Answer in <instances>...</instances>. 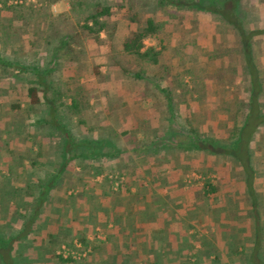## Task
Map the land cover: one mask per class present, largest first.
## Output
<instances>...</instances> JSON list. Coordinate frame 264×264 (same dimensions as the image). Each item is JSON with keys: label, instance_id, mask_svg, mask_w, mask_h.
Masks as SVG:
<instances>
[{"label": "trees", "instance_id": "1", "mask_svg": "<svg viewBox=\"0 0 264 264\" xmlns=\"http://www.w3.org/2000/svg\"><path fill=\"white\" fill-rule=\"evenodd\" d=\"M9 1L0 0V12L11 11V19L16 25L25 27L24 34H28L30 40L25 38L23 43L18 42L16 50L4 56L5 59L0 57V68L11 69V73L19 74L16 77L25 80L26 87L23 85L18 87V90L25 89L22 93L24 98L29 100L27 112L33 113L48 108L44 120L39 119L44 117L43 115L37 119L30 116L29 119H34L32 127L41 126V129L47 131L49 141L47 144L38 142L32 132L26 138L27 143L32 144L30 151L26 152L31 155L32 166H36L38 159L44 157L42 165L53 160V167L57 169L55 173H49L47 179L38 181L33 190L29 187L27 196L32 203L24 205L22 211L17 209L14 212L13 205L8 201V196L16 195L14 189V195L4 194L8 198L0 199V205L5 204V215H0L3 220L0 222V264L36 262L35 258L26 257L15 249L17 243H24L26 240L24 241V234L10 235L11 219L14 220L21 214V217H24V231L31 233L37 224L45 220L48 213L61 216L66 208L64 201L69 202L70 196L75 194L77 189H80L78 195L84 202L81 210L90 211V216L86 218L87 226L78 228L77 238L66 239L67 236L64 235L57 236L60 239L56 240L63 241L71 247L70 249L75 247L73 243L77 240L83 248L91 250V256H99V261L95 264H129L124 254L130 257V254L137 250L136 240L129 241L130 234L135 231V224H151L161 215L146 210V206L141 204L145 202L151 188H142L146 179L141 178L139 174V163L148 166L145 172L150 175L149 170L152 168L160 169L164 164L173 165L165 155L171 149L184 152L202 151L212 155L229 154L236 159L243 158L245 153L252 154L248 144L257 128L264 127V62L258 59L259 54L256 51L257 45L264 46V29L251 31L248 28L250 15L242 8V0H156V7L154 6V10L145 18L136 13L131 0H119V6L114 4L116 0H69L70 9L63 14H55L51 10L52 5L60 0H39L37 4L15 0L11 5ZM189 11L210 14L213 18L221 20L220 25L226 24L236 31L237 40L243 50L242 53H233L234 56L229 57L231 61L227 69L224 59L218 57L219 54L214 56L217 52L196 48L200 51L192 57H185L186 49L193 47L194 43L188 42L194 37L197 25V21H186ZM172 21L176 22L170 24ZM123 23L127 24V32L124 34L121 32ZM79 39L107 47L108 57L104 64L107 71L112 73L115 70L114 72H119L122 78L127 77L139 83L138 90H130L135 89L133 92L141 96L143 102L151 98L150 101L154 105H164L163 111L157 116L151 115V118L143 119L131 131H120L114 127L113 121L118 117L114 114L110 116V125L100 127L90 124L88 111L91 108V96L84 93V85H81L80 91L76 90L73 94V89L68 83L60 81L64 68L73 65L74 77L79 83L82 70L87 64L82 58L83 42ZM146 40H153L155 44L146 46ZM74 42H77L79 47H76ZM217 49L216 47L214 50ZM260 51L263 52V49ZM235 57H240L242 63L243 87L236 84L240 72L231 64L237 62ZM100 68L101 65H94L89 72L92 76H102ZM199 69L200 71L195 72ZM199 72L203 73L202 77H198ZM220 74L225 76L224 82L218 79ZM186 76L191 77L192 83L196 80L195 92L201 87L205 95L207 91H213L212 95L215 94L221 86H233L238 91L242 88L245 90L248 97L239 100L238 104L240 109L244 108L245 111L241 126L236 135L228 137L234 144L229 142L230 144L223 145L220 140L201 135L193 125L196 123L192 124L190 117L181 115V105L193 106L194 103L200 104L204 100L199 89L197 99L191 97L192 92L185 81ZM69 78L72 81V78ZM109 84V87L116 85L111 81ZM122 92H118L120 97ZM50 93L53 96L51 98ZM110 96L113 98L111 106H122L117 100V94L110 92ZM21 107L20 103L13 105L15 110H20ZM240 109L236 112H240ZM238 114L236 113V116ZM177 120L184 122L188 130L173 128L172 123ZM82 127L85 132L98 134L91 139L83 138L80 132L76 133V130ZM140 134L143 138L139 139ZM178 138L182 139L177 141ZM173 139L176 143L172 142ZM167 141L172 142L169 147ZM72 166L79 167L82 174L67 180L65 174L75 172L71 170ZM100 176L103 177L102 181L91 183V178L97 179ZM57 187L64 189V192L58 193ZM134 187L139 193L131 191ZM206 188V194L216 193L217 186L208 183ZM94 198L102 200L103 204L94 205ZM56 205L58 207H55ZM46 206L48 210L45 211ZM168 222L165 219L161 230L167 229ZM97 227L103 228L107 235L106 242L97 244L96 241L89 240L88 229L94 230ZM136 232H141V229ZM151 232L145 234L149 235ZM119 233L126 238L122 244L118 238ZM55 253L53 251L52 257L60 264L77 263L73 256L64 258ZM251 254H247L245 250L236 253L240 256L241 264H247L252 259Z\"/></svg>", "mask_w": 264, "mask_h": 264}, {"label": "crops", "instance_id": "2", "mask_svg": "<svg viewBox=\"0 0 264 264\" xmlns=\"http://www.w3.org/2000/svg\"><path fill=\"white\" fill-rule=\"evenodd\" d=\"M241 3L242 8L246 9L254 19H257L255 21L256 25L251 27V31L264 29V0H242ZM199 14L203 16L202 19L204 20L197 19L194 37L188 42L189 44L193 42L197 48L202 49L203 47L198 41L208 40L215 49L217 47L226 50L225 47L238 44L243 50L241 43H237L239 41L233 38L237 34L232 27L217 29L214 25L213 28L198 31L199 22H204L205 25H208L209 22L211 25L210 20L208 22L207 20L213 17L203 12H199ZM11 17L12 12L9 10L0 12V57L3 59L12 50L18 48V42L23 43L22 41H24L22 26L16 25ZM261 47L264 48V46ZM211 50L208 47V51ZM216 54L224 59L226 68L231 61L229 57L234 56L232 50H229L226 54H221L218 51L214 53V56ZM234 59L237 62L231 64L241 72L240 57ZM241 80L237 81L236 79L237 86H240ZM15 81L16 77L11 73V69L0 68V137L4 135L3 138H10V141H6L4 144L5 148L3 147L2 150L4 160H0V163L5 162L6 167H8V162L12 159L17 164V169H19L20 164L25 165L31 157L26 151H30L32 144L25 143L24 138L26 139L32 132L35 133L37 140L41 139L43 144H47L49 138L47 131L41 129V126L32 127L33 121L29 118L19 122L18 112L13 108V105L16 96L25 89H16ZM216 89L214 86V90ZM232 91L238 93L233 96ZM231 92L227 91V95L222 101L218 100L213 103L208 101V103H212L211 105H181L179 107L180 113L183 117H190V120L199 123L193 125L198 128L197 130L201 135V131L205 128L207 130L214 128L219 132V135L225 134L224 138L220 139L218 136L216 138L223 145L230 144L229 142L234 144L232 140H229L227 134L231 131L230 135H235L241 124H237L238 126L234 124V118L231 117L236 113L243 115L245 111L244 108H239L240 112H236L237 108L233 103L235 101L232 100L237 98L238 103L236 104L238 106L239 100H243V97L247 98L248 96L244 89L240 91L232 89ZM212 93L213 91H210V94L207 91V94L203 93L202 97L207 101L209 97L212 98L216 94L212 95ZM5 98L13 99L12 104L5 103ZM28 103V98H24L21 110H29ZM195 113H199L198 117H195ZM44 118L40 117L39 119L44 120ZM208 121H215V123L209 126ZM179 125L176 127L177 130H188L184 122ZM236 126L238 128L235 130ZM10 128H12V132ZM257 129L252 141L248 144L252 154L247 155L245 153L243 158L236 159L229 154L212 155L202 151L184 152L180 149H171L165 155L168 156L173 165L164 164L160 169L152 168L149 170L151 172L149 175L145 172L148 166L138 164L141 178L146 179L143 181L142 188H151L145 202L141 204L146 206V210L161 215L151 224L139 222L135 224V231L130 234L129 241L131 242V239L136 240V245H141V249L136 246L137 250L130 254V259H135L141 264H241L240 256H237L236 253L245 250L247 254L252 253V259L247 264H264V164H259L260 162L264 163V127H258ZM125 130H128V128ZM5 135L7 136L5 137ZM17 135L19 136L17 140L15 139L16 143H14V138ZM259 135H262V138ZM210 137H216L215 133H211ZM140 138L141 136H139ZM180 140L177 139V141ZM22 142L23 145L20 146ZM172 142L176 143L174 139ZM172 142L167 141L168 147ZM13 143L14 145H12ZM258 165L263 171L259 170ZM3 167L4 164L0 169ZM32 171L29 167L16 172L13 169L7 171L3 169V172H5L3 177L11 181L14 180V184H17L14 190H17V193L19 191L24 198H27V195H29L27 192H30L29 187L33 190L37 186V180L44 179L42 175L37 176ZM213 172L217 174L218 181L212 180V177L215 176ZM208 183L217 186L216 193L206 194ZM4 186L5 184L0 182V191L2 188L5 189ZM57 189L60 188L57 187ZM131 191L136 194L139 193L136 187L132 188ZM57 192L60 193L58 190ZM101 204H103L102 200L94 198V205L101 206ZM13 209L17 210L16 208ZM46 210H48V206H46ZM20 211L22 210L20 209ZM66 212L63 211V215L67 216ZM76 214L73 218L77 217ZM83 214L85 218L84 227H86V218L90 216V211L87 210ZM63 215L58 216L55 222L48 216L37 224L36 229L31 233L24 231V219H18L15 222L11 219L10 225L14 228L12 233H16L18 236L24 234V241L29 242V248L31 249L28 250V253H24L26 257L37 258L41 255L47 258L50 257V255L45 254V250L49 249L45 248L46 244L44 243L45 241L51 243L55 239H60L57 236L61 235L59 232L61 229L59 228L65 224V222L60 223V218ZM165 219L169 221L167 229L161 230V227L165 225ZM0 222H3V220L0 219ZM70 225H68V228ZM156 227L158 230H155ZM138 229H141V232H136ZM145 232L151 233L146 235ZM118 236L122 244L123 234L119 233ZM208 236L210 237L208 238ZM30 243L32 244L30 245ZM124 256L128 258L125 254ZM190 261L192 262L189 263Z\"/></svg>", "mask_w": 264, "mask_h": 264}, {"label": "rangeland", "instance_id": "3", "mask_svg": "<svg viewBox=\"0 0 264 264\" xmlns=\"http://www.w3.org/2000/svg\"><path fill=\"white\" fill-rule=\"evenodd\" d=\"M13 1H15V0H10L9 1V5H11ZM22 1L25 2V3L28 2V0H22ZM120 2L121 1L116 0L114 4L119 6L121 4ZM131 2H132V4H134V9H135L136 13L141 14V16L144 17V18H145L146 15H148V13H150V12H152L154 10V6L156 7V0H131ZM69 9H70L69 0H60L59 2L54 3V5H52V8H51L52 12L55 13V14H63L66 11H69ZM248 14H249V12H248ZM158 16H159V14H158ZM186 16H187V18H186L187 20L186 21H193V20L196 21L198 18L199 19L203 18V16L200 15L199 12H188L186 14ZM202 20H204V19H202ZM206 20H207V18H206ZM209 20L211 22V25L208 22ZM220 21L221 20L218 19V18L211 17V19L207 20L208 25H205L204 22H199L198 23L199 27L197 29H198V31H202L203 29L213 28L214 25L216 26L217 29L228 28L226 24L220 25L219 24ZM255 21H257V19H254L250 15V21L248 23V28L251 29V27L255 26L256 25ZM175 22L176 21H172L170 24H174ZM197 22H198V20H197ZM126 25H127L126 23H123L122 26H121L122 34H124V32H127ZM62 27H63V24H62ZM22 28H23L22 30H25V27H22ZM24 35H25L24 39L27 38V40H30V37L28 36V34H24ZM102 37L105 38V34L104 33H102ZM233 38L237 40V35H235V37H233ZM79 40H82V42H83L82 44H83L84 53L82 54V58H83L84 61L87 62V64H85L84 69L82 70L83 73L81 74L79 83H78L77 78L74 77L75 67L73 65L71 67L64 68V70L62 71L61 75L60 74L59 75H60V78H61L60 81H62V82L64 81V82L68 83V86L73 89L72 90L74 92L73 94L76 93V90L80 91L81 90V85H84V88H85L84 89V91H85L84 93L91 96V103H90V107L91 108L88 111V120H89L90 124H92L93 126L95 124H97L100 127H104V126L110 125L111 124L110 116L114 114V115L118 116L116 118V121L115 120L113 121L114 127H117L120 131H124L126 128H128L131 131L132 129L136 128L137 125H139V122L143 121V119L151 118V115L157 116L158 113L163 111V109L165 108L164 105H161V106H159V104L158 105H154L150 101L151 98H147L143 102L141 96H138V94H136V92H133V91H135V89L138 90L137 86H139V83H137V82L135 83L134 81H132L131 79H129L127 77H123L122 78L119 75V72H114L115 70L112 73L111 72L109 73L107 71V67L104 66V64L107 62V57H108L107 56V50H109V49L107 47H101V46L89 43L88 41H85L84 39H79ZM198 42L201 43V46L203 47L202 50L208 51V47H210L212 49L211 52H213V53L219 51L220 53H225L226 54V53L229 52V50H232L233 53L238 54V53H240L242 51L241 46L237 44L239 42L236 43L237 45H231L230 47H225L226 50L220 48L217 51L214 50L215 47H213V45L208 40H204L203 42L202 41H198ZM74 43H76V47H77L78 43L77 42H74ZM145 43H146V46H152V45L155 44V42L153 40H146ZM54 44H55V42H54ZM196 48H197V46L195 44H193L192 48L191 47L187 48L186 51H185L187 56H185V57L186 58L192 57V55H194V54H196V52L200 51V50H196ZM260 49H263V52H261ZM256 51H257V54H259L258 59H260L261 62H264V48L261 47L260 45H257ZM94 65H97V66L101 65V68H100L99 71L101 72L102 76H97V75L96 76H92L91 75L90 72H91V69H92V67ZM89 70H90V72H89ZM198 71H200V69L195 71V72H198ZM237 72H240V71L237 69ZM12 73L14 74L15 77H16V75H19L17 72H12ZM201 75H203V73L199 72V76L198 77H200ZM69 77L72 78V81L70 80ZM224 77L225 76H223V74H220V78H218V79L221 82H224ZM262 77H264V74H263ZM193 78L195 79V77H193ZM241 79L242 78H241V72H240L239 76L237 77V81L241 80ZM24 81H25L24 79H21L20 77H16V81H15L16 88L20 89L18 87H22L23 85H25ZM107 81H109V83H110V81L113 82L114 85L116 83V85L109 87L110 84ZM185 81L189 85V89L192 92L191 97L193 96L194 99H197V96H198L197 92L199 94H200V92L204 93V90L201 87L198 88L200 90V92H199L198 89H197V92H195V88H197L196 80H194L195 82L192 83L190 76H186L185 77ZM240 87H243V81L242 80H241ZM133 88H135L133 91L130 90V89H133ZM122 89H124V90H122ZM219 89L220 90H218V92H216V94L213 95L212 98L209 97V99L206 101V99L203 97L204 100H203L202 103H200V104L194 103V105L195 106H197V105H211L215 101H218V100L222 101L223 98L226 97L227 91L231 92V90L232 89L234 90L235 87H233V86H230V87L221 86ZM116 91H118V92L124 91L121 94L122 98L120 97V94L118 92H116ZM110 92H111V94H115V95L117 94L119 96L117 100H119V102H121L122 106H119V104L111 106V101H113V98H112V96H110ZM125 92H127V93H125ZM231 93H233V96H235L238 92L237 91L236 92L232 91ZM209 94H210V92H209ZM51 97H53V96L50 93L49 94V98H51ZM12 100L13 99H10V98L6 99L5 98L4 101L7 104H9V103L12 104L11 103ZM243 100H245V99H243ZM70 101H68V102L70 103ZM208 101L212 102V103H208ZM232 101H235L233 103L236 105V108L238 110L240 108V106L239 105L237 106V104H236V103H238L237 102V98L235 100H232ZM15 103H20L21 105L24 103V96H23V93L21 91L18 94V96H16ZM225 105L227 106L228 103L225 104ZM111 108H113L116 111L114 112V110L111 109ZM47 109L48 108L46 107L45 109L43 108V109L39 110L38 112H33V113H29V112H27V110H25V111L21 110V109L17 110V112H18L17 116L19 118V122H22L24 120H27L28 118H31L30 116L35 117L36 119L38 117H40L41 115H43L44 117H47V115H46V110ZM194 115H195V117H198L199 113H195ZM227 117H229V115H227ZM8 118H10V117H8ZM132 118L137 119V121L135 119H132ZM231 118L232 119L234 118V121H235L234 124H236V125L237 124H241V119H242V115L241 114H238V116H236V114H235ZM160 119H162V118H160ZM208 120L210 121V119H208ZM237 120L239 122H237ZM8 121H10V119H8ZM33 121H34V119H33ZM74 121H76V117L74 118ZM190 121L192 122V124L193 123H196L197 125L199 124V123H197L194 120H190ZM198 122H200V121H198ZM202 122H203V120H202ZM180 123H181V121L177 120V122L175 121L174 123H172V125L176 129L177 126H180L179 125ZM214 123H215V121L209 122V126L210 125H214ZM73 124H75V122H73ZM153 126H155V125H153ZM197 129L198 128H196V130ZM10 131L12 132V128H10ZM78 132L81 133V137L89 138V139H91L93 137H96V135L98 134L97 132H92V131L91 132L90 131H86L85 132L83 127L82 128H78L76 130V133H78ZM21 133H22V131H21ZM201 133L204 136H211V133H215L216 137H213L215 139L217 138V136L220 139L224 138V135H225V134L224 135H222V134L219 135V132L217 130H215L214 128L213 129L210 128L208 130H207V128H205L204 130L201 131ZM230 133H231V131H229V133L227 134L228 137H229ZM6 136L7 135H5V137ZM18 136L19 135H17L14 138V143H16L15 139L17 140ZM138 136H141V138H143L142 134H140ZM261 136L262 135H259L260 138H262ZM3 137H4V135H2L0 137V160L1 161L4 160V157H2V155L4 154V153H2L4 144H5L6 141H10V138H3ZM21 139L23 140V138H21ZM179 139H182V138H179ZM23 141L25 143H27L26 139H24ZM38 142H42V141L38 139ZM14 143L12 145H14ZM261 150H262V148H261ZM38 160L39 161L37 162V165L36 166H32V160H31V157H30V160H28V163H25L26 167H24L25 166L24 164H20V168L19 169H17L18 166H17L16 163L13 162L12 159L9 160L8 167H6V163L5 162L0 163V167H2V164H4V167L0 169V172H1L0 173L1 174L0 182L5 184V186H4L5 189L3 190V188H2V190L0 191V199L1 198L5 199V198L9 197L8 201L10 200V205H13V208H16V209H22L24 205L26 206V205H30L32 203L31 200L28 198V196H27V198H24L22 196V194H20L19 192L17 193V190H15L16 195H14V193L12 192V189H14V187L17 186V184H14L15 183L14 180L11 181L10 179H6V178L3 177V175L5 174V172H3V169L6 170V171L13 169V171L16 172L17 170L18 171H22V170H24V168L26 169V168L29 167L30 169H32L35 172V175H37V176L42 175L44 177V179L45 178L47 179L49 173H55V170L57 168L53 167V164H54L53 160H50L49 162H47L46 165H42V163L45 160L44 157L39 158ZM261 163L262 162H260L259 164L260 165L264 164V163H262V164ZM76 164H74V166ZM14 165H15V167H14ZM87 165H89V164H87ZM260 165H258L259 170L263 171V169H261ZM74 166H72V168H71V170L73 169L75 171V172H72L74 174H72V173L69 174V172L66 173L65 174V179L72 180V179H75L74 177H76V175H81L82 174L80 168L77 167V166L76 167H74ZM44 179H42V180H44ZM102 179H103V177H101V176L98 177L97 179H92L91 178V183L92 182L94 183V182L102 181ZM212 180L213 181L217 180V174H215V176L212 177ZM38 181H41V180H37V183H38ZM92 188H95V187H92ZM57 190L59 192H64V189H62V188L57 189ZM78 190H80V189H77V192H75V194L70 196L69 202H65L64 201V205L66 207L64 211H67L66 212L67 216L61 214L63 216L60 218L61 219L60 223L61 222H65V224H64L63 227L61 226L59 228V229H61V231H59V232L61 233L60 237L66 235L67 236L66 239H68V238L72 239V237L77 238L79 236L78 228L84 227L85 218L83 217V215H84L83 213L86 211V209L81 210V209H83L82 208V204H84V202L82 201V198L78 195ZM4 194H6V195H11L12 194L14 196L13 197H11V196L5 197ZM27 194H28V192H27ZM35 200H37V199H35ZM60 202H61V200H60ZM3 206H5V204H3L2 206L0 205V215H2V213H4V211H5ZM14 211L16 212L15 209H14ZM76 211L78 212L77 214H76ZM16 214L19 215V213H16ZM74 214H76V215L79 214L78 215L79 218L76 219V221H74L75 218H73ZM3 215H5V214H3ZM48 216H50L49 218L52 219L53 222H55L56 221L55 219L58 218L57 214L52 213V212L50 214L48 213L46 215V218ZM52 216H53V218H52ZM18 219L19 220L20 219L23 220L24 217H21V214H20V216L18 218L14 219L13 221L15 222ZM73 222H76V223L74 224ZM68 225H70L69 226L70 229L68 228ZM9 227L12 229V230H10V233L11 234H15V233H12V232H14V228L11 227V225ZM66 230L69 231V232H66ZM88 232H89L88 233L89 240L91 242H95L96 241L97 244L106 242L107 235L105 234L103 228L97 227V228H95V230L89 228ZM123 237H124V235H123ZM209 237L210 236H208V238ZM125 240H126V238L124 237L122 243H124ZM31 244L32 243H30V245ZM44 244H46L45 248L49 249V250H45L46 251L45 254L50 255V257L47 258V257L42 256L40 254L41 256H38L37 258H35V261H36L35 263H31V261H29V262L25 261L26 264H60L59 262H57L56 259H54L52 257V253H53V251H55L56 252L55 255H57V256L62 255L61 257L68 258V256H66L64 254V249L77 252L76 257H73L77 261L76 264H95V263H97L99 261V256H96V257L95 256H91L90 255L91 254L90 253L91 250L83 248L82 245L77 240L74 241V243H73L74 246H75L74 248H76V249H74V248L70 249L71 247H68V245H66V243H64L63 241L61 242V240L58 241L56 239L53 242H51V243H47V241H45ZM135 246H139V245L135 244ZM139 248L141 249V245L139 246ZM15 249L17 251L22 252V255L25 256L24 253H28V250L31 249V248H29V242L26 241L24 243H17L15 245ZM128 258L129 259L125 258V260L129 264L130 263H132V264H141V263H138L135 259H130L131 257H128ZM191 262L192 261H190V263Z\"/></svg>", "mask_w": 264, "mask_h": 264}, {"label": "built area", "instance_id": "4", "mask_svg": "<svg viewBox=\"0 0 264 264\" xmlns=\"http://www.w3.org/2000/svg\"><path fill=\"white\" fill-rule=\"evenodd\" d=\"M20 3H22L23 1L22 0H18ZM28 2H31V3H35V4H37V3H39V0H28ZM64 254L66 255V256H73V257H76V254H77V252L76 251H71V250H66V249H64Z\"/></svg>", "mask_w": 264, "mask_h": 264}]
</instances>
